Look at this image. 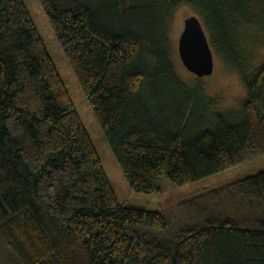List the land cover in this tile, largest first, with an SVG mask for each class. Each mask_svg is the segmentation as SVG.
I'll use <instances>...</instances> for the list:
<instances>
[{
	"label": "trees",
	"instance_id": "trees-1",
	"mask_svg": "<svg viewBox=\"0 0 264 264\" xmlns=\"http://www.w3.org/2000/svg\"><path fill=\"white\" fill-rule=\"evenodd\" d=\"M39 2L134 192L264 153V60L252 67L243 43L250 16L264 30V0ZM182 2L247 88L238 122L206 123L208 102L173 68ZM188 201L196 222L178 230L118 201L24 1L0 0V242L17 264H264V171Z\"/></svg>",
	"mask_w": 264,
	"mask_h": 264
},
{
	"label": "rangeland",
	"instance_id": "rangeland-1",
	"mask_svg": "<svg viewBox=\"0 0 264 264\" xmlns=\"http://www.w3.org/2000/svg\"><path fill=\"white\" fill-rule=\"evenodd\" d=\"M23 1L26 8H28L31 18L34 20L37 30H39L43 40H45L47 51H49L53 62L57 66L59 73H61L69 95H71L77 108L79 117H81L85 128H87L92 143L102 160L107 179L111 183L120 203L130 207L159 211L167 218L169 228L178 230V228L188 227L196 222V219L189 211L190 203L188 201L194 195L201 191L209 190V188L220 187V185L231 182V180L264 171L263 153L245 159L239 166L221 170L218 173L202 177L186 185L175 186L164 176L160 179L159 190L157 192H134L130 188V184L120 169L117 160H115L112 149H110L103 136L102 128L96 116H94L91 105H89L80 83L70 68L69 62H67L60 41L57 40L39 0ZM193 14L203 24L204 32L207 34L208 42L214 55V71L212 74L204 77H197L195 73L190 72L184 66L178 53L180 33L185 26L184 20ZM168 24L167 33L170 36L173 68H175L179 79L184 81L189 90L193 92L199 91L202 100L208 102L206 123L210 124L211 122L209 121L212 120L213 114L217 112L222 114L226 121L238 122L243 113L244 103L247 100V88L238 70L230 66L215 49L203 18L191 6L182 2L172 12ZM244 30L245 32H249V37L253 40L248 38L247 41L243 42L248 51V56H250L249 62L252 67L259 66L264 60V30L262 24L260 21L256 23L255 17L250 16L248 25ZM0 264H17L13 254L7 250L2 242H0Z\"/></svg>",
	"mask_w": 264,
	"mask_h": 264
},
{
	"label": "water",
	"instance_id": "water-1",
	"mask_svg": "<svg viewBox=\"0 0 264 264\" xmlns=\"http://www.w3.org/2000/svg\"><path fill=\"white\" fill-rule=\"evenodd\" d=\"M184 23L178 42L179 57L197 77L208 76L214 71V55L203 24L194 14L185 18Z\"/></svg>",
	"mask_w": 264,
	"mask_h": 264
}]
</instances>
